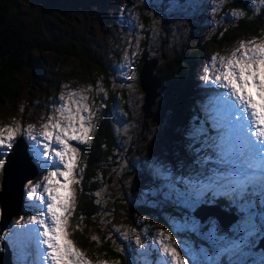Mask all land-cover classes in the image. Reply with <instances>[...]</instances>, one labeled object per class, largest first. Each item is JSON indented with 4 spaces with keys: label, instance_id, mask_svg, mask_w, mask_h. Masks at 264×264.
<instances>
[{
    "label": "rangeland",
    "instance_id": "1",
    "mask_svg": "<svg viewBox=\"0 0 264 264\" xmlns=\"http://www.w3.org/2000/svg\"><path fill=\"white\" fill-rule=\"evenodd\" d=\"M20 11L33 34L69 46L76 54L66 58L52 52L39 54L35 51L33 60L42 62L52 74L47 78L38 69L34 79L28 78V72L15 78L22 94L21 102L12 110L17 118H7L10 110L4 108L0 127L34 125L37 132L42 131L41 125L61 103L59 97L63 95L67 99L68 92H75L88 96L87 103L96 113L90 142H73L79 150L78 158L85 147L91 145L103 115L109 118L116 137L115 158L111 161L116 164L111 168L114 184L104 186L101 194L107 210L111 211L110 201L115 207L113 214L100 215L103 227L90 229L91 236L96 238L92 244L101 238L102 245L103 238L108 240L116 236L110 250L119 264H129V260L130 264L133 261L143 264L142 253H147V259L155 264L158 260L155 249L160 247L161 232L165 237L172 235L175 244L180 246L178 250L183 249L181 255L188 264H194L195 260L207 264L211 258L219 264H229L235 259L251 264L264 257L263 251H254L264 237V228L260 227L264 225V202L256 198L249 221L228 195L212 191L198 194L194 187L197 182L203 185L207 178L224 167L217 160L215 150L205 146L209 143L206 136L194 138L200 128L206 129L208 136L216 135L212 121L207 118V109L214 97L224 90L212 83L216 77L212 58L217 57L219 62L220 57L229 58L242 41L264 39V0H22ZM233 12L243 15L237 18L231 15ZM245 19L256 20L258 31L255 35L236 31ZM197 52L200 53L197 62L192 65L193 70L189 68L193 72L190 74L193 87L189 90L193 93V112L189 114L188 126L181 129L183 150L175 149L174 156L170 157L164 138L167 121L158 125L143 117L146 94L139 84L140 60L148 55L149 59L159 61L158 69H161L178 54L193 57ZM97 88L102 89L99 94ZM83 89L93 91L83 92ZM164 89L167 91L169 87L166 89L164 85ZM162 92L165 93L160 88L161 95ZM161 95L156 102L162 100ZM22 114L25 119L20 118ZM23 139L30 142V148L35 143L26 137ZM11 163L8 162V169ZM40 170L41 181L32 182L33 186L43 182V177L52 169L40 167ZM20 175L17 174V178ZM1 185L0 174V191ZM74 185L72 194L77 188V184ZM4 186L3 193L7 197L9 191L6 184ZM27 191L26 186V204L15 218L6 241H17L22 230L27 228L36 229L37 249H46V245L40 243L44 239L39 235L42 229L28 224L42 209L46 212V207L38 200H29ZM224 200L229 203L220 206L218 202ZM232 204L238 210L231 211ZM1 207L4 209L2 203ZM204 207H220L230 216L234 215L235 221L229 226H222L214 216L202 221L196 214ZM72 209L73 202L71 213ZM70 216L67 217V239L91 264H103L105 259L99 256V249L85 250L71 236ZM249 232L251 234H247ZM209 233H213L215 239H210ZM137 237L144 248L137 244ZM128 245L136 247V256H131ZM226 245L238 246L236 254L221 252ZM32 253L37 264H44L38 259L39 252L35 248ZM108 254L103 253V256Z\"/></svg>",
    "mask_w": 264,
    "mask_h": 264
},
{
    "label": "snow or ice",
    "instance_id": "2",
    "mask_svg": "<svg viewBox=\"0 0 264 264\" xmlns=\"http://www.w3.org/2000/svg\"><path fill=\"white\" fill-rule=\"evenodd\" d=\"M231 15L238 18L243 13L233 12ZM211 64L216 73L212 83L224 90L214 97L207 109V118L212 121L216 135L208 136L206 129L200 128L196 130L194 138L196 135L206 136L209 143L205 146L215 150L217 160L224 167L214 172L203 185L197 182L194 187L198 194L212 191L228 195L242 215L251 221L256 198L264 202V39L260 42L242 41L229 58L220 57L218 62L214 56ZM100 91L102 89L97 88V94ZM59 100L61 103L55 113L49 115L47 122L41 125L42 131L37 132L34 125L27 128L19 125L0 127V174L5 171L7 157L19 137L35 142L30 148L32 162L42 169H52L43 177V182L33 186L29 181L27 185L28 199L38 200L40 205L46 207V212L42 209L39 216H32L28 221V224L38 225L42 229L39 235L44 239L40 243L46 245V249H39L38 259L44 264H91L67 239L66 229L67 217L71 214L72 187L79 183V150L73 142H90L92 120L96 113L87 103L89 97L86 95L68 92L67 99L62 95ZM260 227L264 228V225ZM255 230L253 226L252 231ZM30 231L36 232V229ZM209 238L215 239L214 234L209 233ZM136 242L144 248L139 237ZM159 245L155 249L158 256L155 264H188V260L181 255L183 249L178 250L180 246L175 244L171 234L165 237L161 232ZM31 248V239L19 240L17 264H37V260H30L33 255ZM237 250L238 246L226 245L220 251L235 255ZM142 255L145 257L144 264H153L147 259V253ZM103 264H107V261ZM194 264H205V261L195 260ZM207 264L219 262L211 258ZM229 264L246 262L235 259ZM251 264H264V257L251 261Z\"/></svg>",
    "mask_w": 264,
    "mask_h": 264
},
{
    "label": "trees",
    "instance_id": "3",
    "mask_svg": "<svg viewBox=\"0 0 264 264\" xmlns=\"http://www.w3.org/2000/svg\"><path fill=\"white\" fill-rule=\"evenodd\" d=\"M21 2L22 0H0V123H3L4 108L10 110V116L7 118H17L12 110L21 102L22 94L16 85V77L28 72V78L34 79L38 69L47 78H50L49 75L52 74L42 62L33 60L35 51L39 54L52 52L58 57L66 58L73 57L76 54L69 46L49 39H43L33 34L22 17L20 11ZM255 25L256 20L251 22L245 19L240 22L236 31L255 35L258 31ZM146 42L148 45L150 37L147 38ZM199 55L200 53L198 52L193 57L178 54L161 69H157L158 74L156 76L160 80V88H163L165 92H162L161 97L168 107L165 118V121L167 120V129L164 132V138L166 140V148L171 157L174 156L175 149L183 150L184 141L181 129H185L188 126L189 114L193 112L194 108L193 93L189 92L191 87H193V80L190 79V74H193V72L189 68L195 65ZM145 59H149V56H142L140 72ZM31 83L33 84L34 81ZM164 85L166 89L169 87V90L167 89L166 91ZM189 102L192 103L191 106L188 105ZM24 114L20 118L25 119ZM115 147L116 137L112 130L111 122L107 116L103 115L91 145L85 147L82 152L83 155L78 160L79 184L76 188L75 210L72 218L73 221H76L74 238L77 243L85 250L95 247L99 249V256L105 259L108 264L113 263L107 259L112 260L115 264L117 262L114 259L115 253L110 250L111 241H116V236H111L108 240L103 238L102 245L101 238L97 241L98 243L92 244L94 239L90 234V229L103 227V220L100 218L102 213L106 215L113 214L114 202H108L111 211L107 210L101 194L104 186H112L114 184L111 168L116 166V164H112L111 161L115 158ZM98 193L99 195H97ZM117 202L120 203V200ZM218 203L223 206L229 202L224 200L222 203L220 201ZM235 210H238V208H231V211ZM201 212L205 213V217H212L213 213L217 214L218 216L214 217L222 226H229L232 220V216L226 215L219 210H211V207H204ZM82 227L84 228L83 230ZM128 247L131 256H136V247L133 245H128ZM103 253H109L107 255L109 257L103 256Z\"/></svg>",
    "mask_w": 264,
    "mask_h": 264
},
{
    "label": "water",
    "instance_id": "4",
    "mask_svg": "<svg viewBox=\"0 0 264 264\" xmlns=\"http://www.w3.org/2000/svg\"><path fill=\"white\" fill-rule=\"evenodd\" d=\"M159 67V61L157 59H145L143 61L142 69L140 72L139 77V84L142 89V91L146 94L145 97V104L143 106V117L146 120H152L153 123L161 125L165 122L166 118V111L168 110L166 102L162 99L160 102H156V100L160 97L161 93L160 87L161 83L159 78L156 76L155 71H157ZM20 146L18 147V145ZM29 142L26 139H23V137L19 138L17 141V144L12 149L6 163V167L8 165V162L10 158L12 159L11 166L20 174L24 173L27 177L26 180L23 182H19L17 180H13L12 184L10 185L9 191V198L13 199L14 197H19L21 192V207H18L16 212L20 213L24 200H25V186L29 181L35 180L39 176V169L37 165H35L32 162V156L29 152ZM4 185V183H3ZM3 193V190L0 194V197ZM211 210H219L217 207H211ZM3 212V220L6 219L4 209L2 208ZM15 212V213H16ZM17 213V214H18ZM16 214V215H17ZM212 216H218L217 214L213 213ZM196 217L202 219V221L206 220L205 213L203 214L201 212V209H199L198 213L196 214ZM13 218H8L7 223L4 225L3 228H1L0 225V235H2L9 227L10 223L12 222ZM222 221V219L220 218ZM235 221L234 217H232V220L230 222V225ZM263 251L264 253V237L260 240L257 248H254L255 252ZM3 259V264L5 263L4 257L1 256Z\"/></svg>",
    "mask_w": 264,
    "mask_h": 264
},
{
    "label": "bare ground",
    "instance_id": "5",
    "mask_svg": "<svg viewBox=\"0 0 264 264\" xmlns=\"http://www.w3.org/2000/svg\"><path fill=\"white\" fill-rule=\"evenodd\" d=\"M19 146H20V144L18 145V147ZM9 161L12 162V160H9ZM17 174H20V173H18L12 166H10L9 169L6 167V169H5V175H4V185L6 184L7 188H9V190H10V185H11L10 183L15 178L19 182H23L24 180L27 179V177H26V175L24 173H22L19 178H17ZM4 191H6L5 186L3 187V192ZM7 191H8V189H7ZM0 201L4 205V211H5L4 213H5V216H6V219L2 222V226H1V228H3L4 225L7 223L8 218H13L18 213V211L16 212V210L18 209V207H21V203L18 204L16 202L17 201H21V192H20V196L19 197H14L13 199H10L9 198V194L6 197L5 196V193H2V195L0 197ZM0 264H3V259L1 258V256H0Z\"/></svg>",
    "mask_w": 264,
    "mask_h": 264
}]
</instances>
